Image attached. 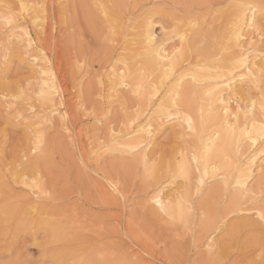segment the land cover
<instances>
[{
  "label": "bare ground",
  "instance_id": "obj_1",
  "mask_svg": "<svg viewBox=\"0 0 264 264\" xmlns=\"http://www.w3.org/2000/svg\"><path fill=\"white\" fill-rule=\"evenodd\" d=\"M67 1L0 0V4L16 5L17 10H19L18 6L21 3L29 6L43 5V8L37 7L25 11L22 18V27L27 32V36H24L23 40L13 37L12 41L9 42L8 37L0 32V112L3 114L2 117L5 124L19 126L24 130L23 149L19 152L17 160H14L15 162H13L8 172V177L11 181L14 175L18 177L12 183L20 188L22 194L14 197L16 198L15 202L0 201V223L6 224L4 234H10L15 237L20 232L41 229L49 242L63 243L62 248L50 253V258L56 262L59 260L70 262L75 258L74 254L81 251L87 252L94 259H100V254L103 253V258L106 261L118 262L124 259L131 261L128 256L121 255L119 252L116 253L112 247L104 246L101 243H99L101 245L96 247L91 244L86 245L87 247L85 245L71 244V237L86 228L83 225L84 223H82L83 216L81 217L75 211L67 214L63 210L54 217L52 212H49L46 207V202L49 199L42 198L37 201L35 197L27 194L28 190L22 187L19 183V178L27 174L31 179L32 170L29 167L24 171L18 172L15 164L23 160L25 151H28L29 155L31 154L30 138L32 133L29 132V129H32L33 132L43 130L46 133L48 144H51L49 130H63L67 133V137L77 144V148H79L82 158L89 169H91L90 165H88L90 160H93L98 165L103 158L110 157L113 158L109 164L110 169L120 168L125 176L138 172L142 183L147 188L140 204L148 208V216L150 218H153V220L154 218L155 220L157 219L158 223L162 222L159 206L154 201L158 198L161 203L167 205L169 200L175 201L178 194L186 188V182L183 179L173 178V173L178 170V164L184 160V157L180 156L181 151L186 152L187 159L190 160L193 149L197 150L198 155L202 151L201 139L205 143L210 139H215V130L220 127L224 117V105L219 103L218 98L222 93V98L226 105L229 100L230 89L233 96L240 89L239 77L233 76L231 80L234 83L230 84L229 80L225 79L221 83L228 85V87H222L213 93L211 97L205 95L206 92L215 89L217 86L216 73L213 71L216 66V57L221 55L225 47H230L237 53L239 52L236 47L235 30L232 27L233 19L239 12L234 7L235 5L253 6L251 9L246 10L247 17L253 21V24L251 27L247 25L244 27V36L250 43L254 42L251 52L253 58L258 62L257 66L259 63H264V61H259V54L264 52V45H261V36H264V11H262L264 9V0H215L217 8H215L216 6L213 7L214 2H211L212 0H171L174 5H184L183 10L178 8L183 12L181 15L168 13L166 11L167 8L165 9L162 6L163 0L162 2L153 0L147 8L143 9L134 18L123 16L125 0H83L87 13H98L100 26L108 29L109 36H107V41L111 44V52L114 51L112 59H109L110 61L107 60L108 63L100 66L98 72L93 75V81L98 86L94 95L101 107L99 113L90 112L89 109H86L80 93H76L73 87L68 85L66 75L61 68L59 45L56 42L60 23L50 16L55 5L56 8H59L60 13V9L64 8ZM100 5H103V8L99 7ZM198 7H203L204 10H199ZM141 9L139 8V10ZM0 11H3V9L0 8ZM166 12L171 18L182 21L179 28L182 35L186 34V41L184 58L176 66L175 80L172 83L165 81L161 85L162 69L143 54V29L146 27L145 21L148 18H155L156 15H162ZM208 13L209 15L210 13L214 14L209 16L211 20H207ZM214 21H218V24L214 25L216 23L213 24ZM158 23L160 22L156 20L153 25V34L158 37L157 44L160 45L163 40V34L161 29L156 26ZM192 25H195V27ZM111 29H115V36L112 35ZM158 29L159 33L157 34L156 31ZM28 37H31V47H29ZM206 39H212L213 41L210 40L211 43L208 45L199 43ZM162 46L163 50L171 56L173 49L180 47V41L179 39L163 40ZM243 47L247 49L248 45L244 44ZM197 52L200 53L199 57L196 55ZM123 62H127L133 72L137 73L135 79L127 81L130 87H124L120 83L119 70L127 71L124 69ZM159 63L167 64L166 61H160ZM198 65L207 69V71L200 73L205 86L196 88L195 96H193L192 82L189 78L181 91L182 100L180 105L184 115L190 116L194 120V126L197 129V133L194 135L188 132V125L183 119L177 120L174 118L176 111L172 108L168 93L173 90V86L179 81L181 75H189L196 72ZM12 68L28 69L29 75L25 78L26 86L24 85L26 88L19 82L13 86L8 84L7 78ZM114 69L117 71L114 72ZM141 70L147 73L143 78L139 75ZM42 72H47L51 75L45 76L42 75ZM113 76H115V79H112ZM45 82L48 83L49 88L54 85L56 90L52 94L50 102L46 105L42 104L37 98ZM141 83L143 87L139 89V95H134L137 85ZM154 87L160 93V96L159 98H153L150 103L148 97L153 95L152 90ZM21 89H23V94H21ZM14 97L20 98L14 99ZM128 99L132 102H129L130 100L128 101ZM162 101L163 110H160ZM209 103L212 105L211 115L209 114ZM29 104L37 110L35 115L30 111ZM228 107L230 112H235L234 103L228 105ZM201 108H203L206 121V127L204 128L200 126ZM168 109L172 110L168 111ZM80 111L81 114L78 118H80L81 123L77 126L74 125V121H76L77 112ZM258 112L259 108L257 106ZM111 113L115 116L117 115L115 120H112L114 117L110 119ZM217 113H219V117H217ZM45 116L47 117V123L44 122ZM62 117H66V119H62ZM170 117L172 118L170 119ZM26 120L28 121L27 124L25 123ZM240 121L241 127H243V113H241ZM259 122L260 120L257 119L256 123L259 124ZM36 124L42 125V128L36 129ZM99 126L103 129V136L98 135L97 138ZM251 127V122H249V128ZM167 131L178 141L171 151L166 153L167 155L165 154L166 156L160 155L157 157L156 149L159 145V140ZM69 133H71V136H69ZM182 134L184 136L183 139H181ZM253 138L256 139V144L253 145L251 141L242 142L241 150L239 155H237L236 145L234 143L226 145L224 133H221V139L213 149L208 163L210 174L213 166L221 170L216 173L218 178L215 181H211L210 177L206 178L205 184L201 189L202 195L200 200L197 201L196 207L198 209L203 207V210L211 214L214 220L219 221L223 232L216 234L214 237H209V239L214 240V245H219L223 257L224 255L226 256L229 246H224L218 237L222 234L227 236L240 235L239 233H233V226L238 225L240 229L245 230L243 235L248 236L250 242L260 243L261 249L258 254H260L264 264V256H262L264 240L261 239L258 230L254 234L247 233L246 229L249 224L247 210L238 208L231 196L225 200V180L219 178L226 176L231 183H235L233 177L237 174V168L244 169L249 165H251L257 178H259L261 164L264 163V160L261 159V155L264 153V144L255 136ZM1 148L2 146L0 147V152ZM130 148L136 149L135 155L130 154ZM94 152H97L98 155L93 156ZM225 155H230V165L226 164ZM116 158L119 159L117 160ZM145 161H147L149 166H152L154 162L156 164L155 177L150 184H146L142 179ZM169 162H171V171H169ZM2 165L0 163V180L6 176V173L2 171ZM192 168L193 181L195 182L203 174L204 164L202 162L200 165V173L195 172L194 164ZM93 171V181L100 200L104 205L112 209L111 216L113 215L114 219L120 220L121 217L123 218L127 232L135 240H133L135 242L133 245H136L137 248L132 249V256L138 259L137 261H142L141 264H154L150 260L151 258L147 259L146 257L152 254L147 249L149 237L146 234L145 225L133 215L131 210L133 197L122 187L120 182L122 180L117 178V176L100 175L102 172L99 174L98 169ZM253 186L254 184H250L249 188ZM192 191H195L194 187ZM127 207L130 209L127 210ZM86 219L88 218L86 217ZM255 219L253 217V220ZM167 228L175 232L179 231L180 233H175L176 236L184 235L182 226L174 228L167 226ZM206 247L207 245H204L203 248L205 249ZM234 249L236 248L234 247ZM233 251L235 253V250ZM206 255L205 251V257Z\"/></svg>",
  "mask_w": 264,
  "mask_h": 264
},
{
  "label": "rangeland",
  "instance_id": "obj_2",
  "mask_svg": "<svg viewBox=\"0 0 264 264\" xmlns=\"http://www.w3.org/2000/svg\"><path fill=\"white\" fill-rule=\"evenodd\" d=\"M133 1L134 0H125L123 16L125 15L132 18L137 17L153 0H138L139 2L135 0V3ZM156 1L162 2V0ZM168 1L169 0H163L162 4L165 9L167 8L166 11L168 13H174V15H181L183 13L182 10L184 5H174L171 0ZM211 2H214L213 7L216 6L215 8H217L216 1L212 0ZM84 4L83 0H68L64 8L60 9V13L59 8H56L55 5L51 11L50 17L56 19L60 23V30L56 42L59 45L61 68L66 75L68 85L73 87L76 93H80L81 100L86 105V109H89L90 112L99 113L101 107L94 95L98 86L93 81V75L98 72L100 66H104L103 64H107L108 61L112 59V53H114V51L111 52V44L107 41V36H109L108 29L102 28L99 24L100 20L98 19V13H87ZM139 8L142 9L139 10ZM178 8H182V10ZM202 9L203 7L199 8V10ZM167 12L162 15H156V20L160 23L162 20L163 22L171 24L173 18H171ZM207 15V20H211L209 16L214 14L210 13L209 15L208 13ZM213 24H218V21H214ZM156 33H159V29ZM210 40L212 39H206L199 43L201 45H208L211 43ZM28 75L29 71L27 68H12L9 72L7 82L10 86L19 82V84L25 87V78ZM129 100L130 99H128V101ZM131 100L133 99L131 98ZM131 100L129 102H132ZM80 114L81 111L77 112L74 125H80L81 120L78 118ZM2 116L3 114L0 112V147L2 146L0 163L3 164L1 166L2 171L6 173L8 177L11 165L17 160L19 152L23 149L22 140L24 137V130L19 126L5 124ZM116 117L117 115L115 116L111 113L110 119L113 118L112 120H115ZM98 130V135L103 136V129L101 126H99ZM169 133L170 132L167 131L159 140V147L157 146L156 149L157 157L160 155L166 156V153H169L178 141V139H174L172 134ZM66 134L67 133L61 129L57 131L49 130L50 145H55V151L49 159L43 175L46 176V187H48V190L53 196L46 202L48 211L52 212L54 217L63 210L66 211L67 214H71L75 211L77 214L81 215V217L83 216L82 223H84L83 225H85L86 228L77 235L71 237V244H78L81 246L91 244L95 247L101 244L104 246L107 245L112 247L116 253L119 252L121 255L128 256V259L131 261L138 260L131 254L132 249L137 248V246L133 245L135 240L132 239L127 232L123 218H120L121 222L120 220L114 219L113 215L111 216L112 209L104 205L97 194L93 181V170L98 169L99 174L102 172L100 175H112L120 178L124 190L133 197L131 210L135 218L143 222L146 228V234L149 237L147 249L152 255L146 256V254L145 256L147 259L151 258L150 260L153 261L154 264H196L198 260L205 257L204 248L197 251L192 247L190 235L176 236L175 233H180L179 231L175 232L167 228L162 222L158 223L157 219L155 220L154 218L153 220V218L148 216V208L140 204L147 188L142 183L141 179L138 178L140 177L138 172L125 176L120 168H116L115 170L110 169L109 164L113 160V158L110 157L103 158L98 165H96L93 160H90L88 165H90L91 169H89L82 158L79 148H77V144L73 142L71 138L67 137ZM116 159L118 160L119 158ZM82 160L83 164L81 163ZM118 169L120 172H118ZM0 192V201L3 202H15L16 198L14 197L18 194H22L20 188L14 185L11 179L8 180V186L5 187V178L0 180ZM129 209L130 208L127 207V210ZM86 217L88 219H86ZM5 227L6 224L0 223V262L8 264L9 261H14L19 258L23 264H56V261L50 258V253L62 248L63 243L49 242L44 231L41 229L20 232L14 237L10 234H4ZM224 236L227 235L222 234L218 239L222 241V237ZM230 237L231 240L229 244H225L222 241L224 246L231 247L230 249L228 248V254L226 253V256L224 255L223 257L229 264H263L260 254H258L261 249L260 243L250 242L246 235H235ZM234 247L236 249H234ZM232 249L235 250V253Z\"/></svg>",
  "mask_w": 264,
  "mask_h": 264
},
{
  "label": "snow or ice",
  "instance_id": "obj_3",
  "mask_svg": "<svg viewBox=\"0 0 264 264\" xmlns=\"http://www.w3.org/2000/svg\"><path fill=\"white\" fill-rule=\"evenodd\" d=\"M37 7L43 8V5L29 6L21 3L18 6L19 10H17V6L14 4H0V8L3 9V11H0V26H2L0 27V32L8 37L9 42L12 41L13 37L23 40L24 36H27V32H25L22 27V18L26 10L35 9ZM99 7L103 8V5ZM234 7L239 10L232 23V27L235 30L236 47L239 49V52L237 53L230 47H225L221 55L216 57V66L213 68V71L216 73L215 79L217 81V86L215 89L206 92L205 95L211 97L213 93L220 90L222 87H228V85H223L221 83L225 79L229 80L230 84L234 83V81L231 80L233 76L239 77L240 89L234 96L230 89L229 100L226 105L222 98V93L218 98L219 103L224 105V117L220 127L215 130V139H210L207 143L201 139L202 151L198 155L197 150L193 149L190 160L187 159V153L181 151L180 156L184 157V160L178 164V170L173 173V178L183 179L186 182L185 190L178 194L175 201L169 200L167 205L161 203L158 198L154 201V203L159 206L160 213L162 214L161 220L164 225L173 228L182 226L184 235L191 236L192 247L197 251L203 248L204 245H207L204 249L207 253L206 257L198 260L196 264H229V262L223 258L219 245H214V240L209 239V237H214L216 234L223 232L219 221L214 220L211 214L203 210V207L200 209L196 207L197 201L200 200L202 195L201 189L205 184L206 178L210 177L211 181H215L218 178L216 173L221 170L216 166H213L211 174L208 170L209 157L217 142L221 139V133H224L226 145L232 143L236 145L237 155H239L241 150L242 142L251 141L253 145L256 144V139L253 138L254 136L260 139L261 143L264 144V63H259L257 66L258 62L253 58L251 52L254 42L250 43L244 36V27L246 25L251 27L253 24V21L248 19L246 10L251 9L253 6L238 4ZM262 11H264V9H262ZM155 23L156 18L154 17L148 18L145 21L146 27L143 29V54L162 69L163 75L161 77V85H163L165 81L172 83V81L175 80V72L177 71L176 66L184 58L186 34H181L179 25L182 21L175 20V18H173L171 24L162 21L156 25L161 29L163 40L179 39L180 41V47L174 48L171 56H169V54L163 50V40L160 45L157 44L158 37L153 34V25ZM192 26L195 27V25ZM111 32L112 35L115 36V29H111ZM21 33H23V35H21ZM28 40L29 47H31V37H28ZM244 44L248 45L247 49L243 47ZM261 45H264V36H261ZM196 55L199 57L200 53L197 52ZM160 61H166L167 64H161L159 63ZM259 61H264V52L259 54ZM123 63L124 69L127 71L119 70L120 83L124 87H130L127 81L129 79H135L137 73L133 72L127 62ZM113 71L116 72L117 70L114 69ZM205 71H207L205 67L198 65L196 72L190 73L189 75H181L179 81L173 86V90L168 93L172 108L176 111V116L174 118L177 120L183 119L188 125V132L194 135L197 133L194 120L190 116L184 115L180 107L182 100L181 91L190 78L193 89L192 95L195 96V89L205 86L200 75V73ZM42 75L47 76L51 74L42 72ZM139 75L143 78L147 73L141 70ZM112 79H115V76H113ZM141 87H143V84H138L137 90L133 94L139 95V89ZM55 91L54 85L49 88L48 83L45 82L37 98L42 104L46 105L50 102L51 96ZM152 91L153 95L148 97L150 103L153 98H159L160 96V93L155 87ZM21 94H23V89H21ZM19 98L20 97H14V99ZM233 103L235 104L234 113L230 112L228 107V105ZM257 106L259 108L258 113ZM29 108L33 115H35L37 110L32 108L30 104ZM160 110H163V101L161 102ZM171 110L172 109H168V111ZM211 113L212 105L209 103V114L211 115ZM241 113H243V127H241L240 121ZM216 115L219 117V113ZM171 118L172 117H170V119ZM62 119H66V117H62ZM257 119L260 120L259 124L256 123ZM44 122L47 123L46 116L44 117ZM249 122H251V128H249ZM25 123L27 124L28 121L26 120ZM200 126L201 128L206 127L203 108H201ZM35 127L36 129H41L42 125L36 124ZM29 132L32 133L30 138L31 154L29 155L28 151H25L23 160L17 162L15 167L18 172L24 171L30 167L32 170V177L30 179L29 176L25 174L19 178V183L24 189L28 190L27 194L35 197L37 201L42 198L51 199L52 193L47 190V180L43 173L48 165L49 159L55 151V145L48 144L46 133L43 130L33 132L32 129H29ZM69 136H71V133H69ZM183 138L184 136L182 134L181 139ZM101 143H103V141H101ZM129 152L131 155H135L136 149L130 148ZM97 155V152L93 153V156ZM261 159L264 160V153H262ZM224 160L226 164H231L230 155H225ZM202 162L204 164L203 174L200 176L199 180L194 182L192 165H195V172L200 173V165ZM81 163L83 164V160ZM155 168V162L152 166H149L147 161H145L142 179L146 184H150L153 181L155 177ZM169 171H171V162H169ZM219 178L225 180V200L231 196L238 208L247 210V219L249 221L246 229L247 233L254 234L258 230L261 239L264 240V163L261 164L259 178H257L251 165L244 169L237 168V174L233 177L235 183H231L226 176ZM17 179L18 177L14 175L12 177V182H15ZM250 184H254V186L249 188ZM7 186L8 177L5 176V187ZM193 187L195 188L194 192L192 191ZM253 217L256 219L253 220ZM244 231L245 230L240 229L238 225L233 226V233L243 235ZM230 240V236L222 237V241L225 244H229ZM74 255L75 258L70 262L59 260L56 264H140L139 261H129L127 259L118 262L106 261L103 258V253L100 254V259L91 258L85 251L77 252ZM262 256H264V252H262ZM0 264H4V262H0ZM8 264H23V262L17 258L14 261H9Z\"/></svg>",
  "mask_w": 264,
  "mask_h": 264
}]
</instances>
